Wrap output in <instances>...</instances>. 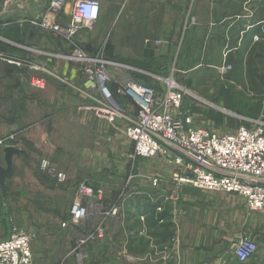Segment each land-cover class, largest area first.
<instances>
[{
  "label": "crops",
  "instance_id": "1",
  "mask_svg": "<svg viewBox=\"0 0 264 264\" xmlns=\"http://www.w3.org/2000/svg\"><path fill=\"white\" fill-rule=\"evenodd\" d=\"M49 1L7 0L0 12V172L7 170L6 147L13 145L20 149L11 155L12 176L9 179L1 176L0 240L8 236L13 225L11 218L17 222L22 215L41 222L42 230L37 232L38 239L32 245L35 264H58L64 252V230L60 225L57 229L46 227L50 221L58 220L57 214L33 207L35 194H25L21 185L28 176V181L35 183V190H42L45 194L41 196L51 204H56L60 195L58 203L62 211L65 206V212L70 203V187L55 179L51 184L39 180L38 169L25 158L52 155L60 143L64 156L62 134L69 131L71 115L84 123L89 113H94L87 98L80 94L76 97L64 81V78L77 83L82 80L79 68L70 62L69 40L60 32L33 24ZM73 1L65 0L64 11L58 17L61 26L68 24ZM98 1L97 28L107 29L114 22L125 21L128 34H133L134 29L142 30L141 42L149 50L146 53L151 54L142 58L158 61L150 71L167 76L172 65L176 75L183 77L228 62L232 69L224 80L228 92L221 100L224 106H245L237 103L241 86L255 93L250 103H258L264 95V0ZM81 35L76 38L84 42L86 39ZM125 38L131 42L128 36ZM146 38L161 40V44L145 46ZM34 78H41V87L32 84ZM71 95L77 100L71 102ZM250 107L247 104L246 109ZM9 136L13 138L8 139ZM27 140L35 145L48 141L49 150L41 146L30 150L25 145ZM140 163L138 173L143 178L154 175L172 178L174 168L168 167L162 158ZM84 171L85 168L78 169L81 178ZM141 180L133 183L134 190L127 196L124 211L108 222L105 237H109V242L91 250L98 258L90 264H240L230 245L245 236L255 239L260 247L257 259L245 264L262 263L264 211H250L238 194L185 184L179 185V199L174 200L171 197L174 182L160 183L154 189L148 178ZM9 191L13 192L11 199L7 196ZM24 198L30 199L25 200L30 204L27 211L20 206ZM159 206L161 210L157 211ZM61 264L80 263L73 258Z\"/></svg>",
  "mask_w": 264,
  "mask_h": 264
},
{
  "label": "built area",
  "instance_id": "2",
  "mask_svg": "<svg viewBox=\"0 0 264 264\" xmlns=\"http://www.w3.org/2000/svg\"><path fill=\"white\" fill-rule=\"evenodd\" d=\"M64 6L65 0H50L33 24L44 30L60 32L69 40L73 55L80 61L82 74L81 83L74 84V87L93 102L92 109L98 118L111 124L121 123L122 132L131 143L126 157L131 161L132 169L109 207L102 203L103 188H93L83 182L71 199L68 218L61 223L63 228L69 224L85 227L90 220L94 221L92 232L83 234L77 245V259L82 261L87 257L83 243L102 238L106 222L118 218L122 198L134 190L132 183L135 179L148 178L154 189L160 183L174 182L171 193L174 200L179 199V185L185 184L201 190L238 194L250 211H264V120L240 117L242 124L229 131L196 125L193 114L182 105L187 90L172 75L160 76L84 52L75 38L77 34L93 29L99 16L98 0H74L68 24L61 26L58 17ZM144 44L156 46L161 40L146 38ZM229 68L224 64L218 70L224 75ZM136 75L148 77V81ZM64 81L71 86L70 79L64 78ZM32 84L41 87V78H34ZM155 157L162 158L174 168L171 179L158 175L143 178L136 171L139 167L136 161ZM45 170L58 182L71 179L56 168ZM156 210L160 211L161 207ZM35 236L13 223L8 236L0 240V264H35L31 250ZM231 249L240 264L256 260L260 255L258 242L249 236L235 240Z\"/></svg>",
  "mask_w": 264,
  "mask_h": 264
},
{
  "label": "rangeland",
  "instance_id": "3",
  "mask_svg": "<svg viewBox=\"0 0 264 264\" xmlns=\"http://www.w3.org/2000/svg\"><path fill=\"white\" fill-rule=\"evenodd\" d=\"M97 26H99V23L96 21L92 30L87 32L83 31L80 33L83 34L81 36L85 37L86 39L84 42L81 41L80 38H75V40L80 42V46L82 47L84 52L92 57H101L106 60H117L131 65L135 68H141L151 73H155V71L150 70H153L151 69V67H156L153 65H156L158 63L157 59L153 58L145 60L144 58H142L150 57L148 55L151 54L146 53V51L149 50L145 49L144 45L141 42V29H134L133 34L131 32L130 34H128V31L125 27V21L121 23L114 22L113 26L107 29H100L97 28ZM91 36H94V38H92ZM126 36L129 37L132 43L126 41ZM70 46V62L74 63L75 66L79 68L82 79L80 61L78 57H76L77 59L75 58L76 55H73V46L71 44ZM108 46L112 48L110 53L111 55H109L108 53ZM224 64L230 66V68L227 70V72H230L232 69V64L223 62L215 69L196 70L187 73L183 77L181 75H176L177 72L172 70V65H169L170 68L167 71L168 73L166 72L169 75L167 76L172 75L173 78L177 81H180L187 90L182 102L184 109L193 114V120L196 125L205 127L210 130H234L243 122V120H240V117L264 120V95L260 96L258 103H250L255 99L253 98V95L255 93L246 86H241L242 92L239 93L238 100L236 99L237 103L240 101L242 104H245V106L238 108H228L221 102V100L224 99V97L228 94L226 88L224 89V80L227 73L222 75L218 70V67ZM157 75H159V73ZM136 76L137 78L143 79L144 81L148 79V77H143L141 75ZM74 84L78 85L79 83H77L76 81H73L71 83L70 88L71 90L73 89V91L76 93L75 96L77 97L80 94L82 96L84 95L87 98L85 94L80 93L74 87ZM88 99L89 98H87L86 100L87 102L91 103L90 105L92 109L93 103L89 101L90 99ZM74 100H77V98H72L71 95V102H74ZM247 104H250L251 106L248 109H246ZM253 104L255 105L254 107L252 106ZM256 104H258V106H256ZM223 109H225V111ZM92 111L94 110L92 109ZM89 115V119L87 118L84 123H80L79 120L76 119V117L71 115L70 125L68 126L69 131L62 134V137L64 138L63 145L66 148H64V150H66L64 156L62 155V147L60 143V148H58V150H55L52 155L40 154L38 156L36 155V157H26L25 160L27 162H31L32 165H34L35 168L38 169L37 175L39 177V180H42L44 183L47 182L51 184L53 182L52 179H55L45 170V168L49 171L56 168L59 171L65 172L67 176H70L71 179H69L68 182H65V184H68V187H70V202L74 194L76 193L78 185L83 182L92 186L93 188H103L102 203L105 207H109L115 201L118 191L120 190L122 185L125 184V181L132 169L130 168L131 161H128L126 157V154L131 149V143L124 136L121 123L117 122L111 124L104 119L98 118L94 113H89ZM96 118L99 120H97ZM99 121L101 122V124ZM25 145H27L26 147L30 150L40 148V146L42 148H45L46 150H49L48 141H41L38 142L37 145H35L32 141L27 140L25 142ZM13 147L17 148V146ZM39 150L42 149H38V151ZM140 162L141 160L136 161V164H141ZM166 165L170 167L168 164ZM5 168H8L7 164L5 165ZM11 168H14L12 158ZM77 168H85V171L82 172L84 178L80 177ZM109 168L113 169L109 172ZM138 168L136 169V171H138ZM133 171L135 172L134 168ZM12 174L13 173H11L10 176H12ZM28 178L29 177L27 176V181L22 183L21 189L25 194H35V197H33V207L44 209L48 212L51 211L57 214L58 220L50 221L46 227L48 229H57L60 225V227L64 230V233L62 234L64 252L62 253L61 258L57 260L59 261L58 264H61L62 262L73 258H76V260L79 261L76 257L77 245L80 244L83 234H90L92 232L91 230L93 229L94 221L90 220V222H88L85 227L69 224L68 226L63 228L61 226V223L67 220L68 210L65 212L66 209L64 206V209L62 211V207L59 204L60 195L58 196L56 204L46 202V198L41 196L45 193H41L42 190L40 189L35 190V183L28 181ZM7 179L9 178L7 177ZM136 181L139 180L135 179L133 183ZM4 191L6 192V190ZM7 196L9 199H11L13 197V192H7ZM65 198L66 197L64 194V201ZM126 199L127 196L124 195L121 205V210L123 211ZM25 200L30 199L24 198L20 206L22 210L27 211L30 209V204H28V202H25ZM17 208L18 205L15 207V209ZM11 222L15 223L16 226H19L23 230L27 232H33L36 235L31 242V250L33 253L32 245L35 240L38 239L37 232L42 230V228L40 227L41 222H35L34 220L23 217L22 215H20V218L17 220V222L11 218ZM105 225L107 227L108 222H106ZM34 226L36 227V229L33 228ZM44 227L45 226H43V230ZM105 236L106 235L102 236V238H92L83 243L86 248L87 257L82 261H79L80 264H90L94 260H97L98 256L92 255L91 250H94V248L96 249L101 244L104 245V243H108L109 237ZM231 245L230 250H232ZM104 257L105 256H103V259L109 258Z\"/></svg>",
  "mask_w": 264,
  "mask_h": 264
},
{
  "label": "water",
  "instance_id": "4",
  "mask_svg": "<svg viewBox=\"0 0 264 264\" xmlns=\"http://www.w3.org/2000/svg\"><path fill=\"white\" fill-rule=\"evenodd\" d=\"M7 0H0V12L3 8V5L5 4ZM20 152V149L18 148H15L13 146H8L6 147V157H5V160H6V164L8 166L7 170L5 172H0V181L2 180L1 176L4 174L5 177H9L11 175V172H12V168H11V155L13 153H19Z\"/></svg>",
  "mask_w": 264,
  "mask_h": 264
},
{
  "label": "trees",
  "instance_id": "5",
  "mask_svg": "<svg viewBox=\"0 0 264 264\" xmlns=\"http://www.w3.org/2000/svg\"><path fill=\"white\" fill-rule=\"evenodd\" d=\"M107 50H108L109 55H111L110 53H111L112 48H111L110 46H108ZM147 80H148V79H146V81H147Z\"/></svg>",
  "mask_w": 264,
  "mask_h": 264
}]
</instances>
